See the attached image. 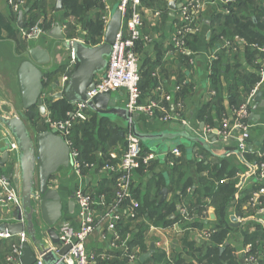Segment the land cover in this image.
Returning <instances> with one entry per match:
<instances>
[{"label":"built area","instance_id":"obj_1","mask_svg":"<svg viewBox=\"0 0 264 264\" xmlns=\"http://www.w3.org/2000/svg\"><path fill=\"white\" fill-rule=\"evenodd\" d=\"M223 2L229 3L230 1L225 0ZM9 4L12 6L13 11L17 13L25 9L24 0H9ZM140 7L141 0H120L119 10L123 17V26L117 34L116 41L112 45L107 67L103 73L98 75L99 77L96 80L95 88L89 91V100L99 94H113L119 91H126L125 107L129 109L132 117L135 114H142L156 119L160 123L172 122L174 117H176L181 118V122H179L187 126L186 121L182 118V113L185 108L184 103L182 101H173L172 95L167 94L163 88L162 79H158V86L156 87L157 92L160 94V100L151 96L143 101L142 91L140 89L141 71L138 48L144 38V35H142L144 21L139 11ZM108 8L109 6L106 5V10ZM205 8L206 4L204 0H183L178 8L179 19L173 44L175 48L182 49L185 52L190 51L186 50L188 37L198 33V22ZM102 18L106 27L111 19L109 12L105 13ZM65 29L66 27L64 26L62 31ZM22 33L29 40L39 39L46 34L42 26V21L30 33H26L23 30ZM236 45H238V49H235ZM232 47L236 52L244 50L246 42L236 37L234 41H225L222 44V48L224 49H230ZM259 50L264 53V48H259ZM71 55V61L66 73L71 72L77 63L75 55L73 53ZM215 59H217L216 53L213 55L212 61H215ZM260 66V75L264 81L263 60H261ZM153 76L157 78V74ZM69 78L70 76L68 74H64L60 81L66 84ZM176 88L178 89V93L182 91L181 85ZM258 90L259 87L254 89L247 100L254 98ZM209 94L210 97L215 96L214 91H210ZM171 103L173 105L170 106ZM173 107L176 116L172 113ZM89 112L90 109L87 107V103H77L74 106V111L69 114L66 121L52 122L49 120L51 130L56 129L57 133L64 138L66 144L71 149V169L75 174L77 184L71 197L73 201H76L74 214L70 215L66 209V213L62 216L63 219L54 228L56 234L59 235L60 243H57V245L52 244L50 236L46 232L47 228L44 230V236H46L50 243L51 250L60 257L64 264H99L100 262L111 259L112 255L116 253H122V256L128 259L129 264H135L140 261V257L142 256L139 251L140 247L136 245L130 250L129 243L133 238V234L129 233L125 238L120 234L124 217L131 218L135 222L138 220L136 213L141 204L135 196L134 172L139 166H149L155 160L160 159V157H162L161 160L164 159L167 162L169 167L181 165L182 150H180V147L171 146L161 154L150 152L143 158V143L134 136L132 126H128L126 127V133L124 135L126 148L122 153H118L116 150L111 151L110 160H103L102 166H99L97 161L91 163L82 162L80 160V152L73 147L70 137L75 122H87L90 120ZM250 116V106L248 101H245L239 107H235L231 115L223 117L221 128L214 131L212 128L207 127L206 135L202 137L213 148V152L217 146L222 148L233 146L231 149H234V151H231V153L237 151L240 155L239 157L245 161L246 158L244 155L248 152L250 142L252 141V126L248 122ZM208 134H215V140L211 141L207 139ZM9 137L11 142L9 153L11 157L8 164L14 166L13 164L17 162L18 147L11 135ZM261 144L260 142L257 152L258 156L263 158L264 154L260 152ZM1 157L2 151H0V161ZM102 158L103 154L100 153L99 159ZM112 160H115V162ZM248 166L249 172L245 175V179L250 177L256 178L257 183L260 185L258 189L254 190L250 199V202L255 205L259 203L260 198H264V162L248 163ZM3 169L5 167L2 168L0 166V225L3 223L10 224L17 222L16 217L12 218L13 214L16 216L22 213L21 196L14 189L11 177L5 175ZM56 174V177L50 180V186L55 190L58 189V184H56L58 182V175ZM102 175L114 181L115 192L110 198L99 189L100 182L98 176ZM239 176L244 177L243 174ZM245 181H243L242 185L240 184V187L244 185ZM227 183V178L220 181V184ZM193 193V188L187 189L190 200L194 197ZM238 193L239 190L236 192L235 199ZM190 200H182L179 203L180 205L177 208L179 219L171 226L161 228L154 224L149 225L148 234L157 233L161 235L162 239L156 242L155 245L157 250L167 254L168 264H175L172 255L179 251V242L184 238L185 234H189L188 240L192 242L190 235L198 231L196 230L198 228L196 226L197 216L195 214L198 211L197 208L190 207ZM210 207H212L210 198L204 200L200 206L203 209L202 213L205 215H207ZM261 214H264V209L258 211V215ZM75 218L76 222H74ZM255 220L257 221L259 219ZM21 221H24V219ZM242 222V219L237 216V223L240 225ZM218 232L216 230H202L201 241L203 245H209L212 242L213 236ZM11 238H16L17 242L12 245L11 251L7 256L8 264H23L21 261L22 246L24 243H30V237L25 229L16 236H11L7 232L0 233V241ZM95 238V242L98 245L97 249L88 251L89 246ZM102 243L106 244L105 248H102ZM228 245L229 242L225 246H221V248L224 250ZM68 246L69 249L66 254L61 255L60 251ZM242 248L243 257L240 260L238 259L239 264L264 263V256L261 250H258V248L255 249L252 244L245 243L242 244ZM234 256L236 257L235 253ZM37 264H44L41 256H37Z\"/></svg>","mask_w":264,"mask_h":264},{"label":"trees","instance_id":"obj_2","mask_svg":"<svg viewBox=\"0 0 264 264\" xmlns=\"http://www.w3.org/2000/svg\"><path fill=\"white\" fill-rule=\"evenodd\" d=\"M15 1V0H13ZM63 2L64 11H62V18L68 20L70 17L76 19L77 23H81L86 30V35L83 37L85 44L88 46H97L103 43L104 33L106 30L103 16L106 13V4L104 0H61ZM161 0H141V3H146L148 6H155L159 4ZM229 3L224 5L225 13H219L214 16L211 29V38L209 39L208 46L210 48L220 47L226 41L232 42L236 37L243 39L246 42L244 48V56L246 63L255 68V71H247L242 68L237 58V52L234 48L224 49V54H217V59L211 62V91L215 92L214 97H210V101L206 103L200 110L198 117L207 123L210 122L211 109L217 112L219 118L223 117L226 112L223 105V87H221V78L224 79L228 86L229 104L232 107H239L243 100L248 99L254 89L262 87L264 82L260 76L261 60L264 61V53L259 48H264V3L262 0H228ZM7 6V14L9 19L17 24L19 13L14 12L12 6L9 4V0H5ZM25 10L29 11L24 14L25 25L22 29L26 33H30L34 27L42 21V26L45 33L50 32L54 26L58 23L54 17V12L57 9V0H24ZM62 24L63 21L61 22ZM69 31L72 26L68 25ZM75 28V27H74ZM68 39L76 38L75 34L70 33L66 35ZM48 37H45L47 39ZM197 38L198 36L190 35L188 37V47L193 53L197 52ZM140 45V44H139ZM27 48V46H24ZM258 49H257V48ZM78 64L72 68L71 72L66 73L68 68V62L55 66L53 71L47 72L44 77L43 84L44 89L51 90L53 83L64 74H68L71 77L72 72L76 69ZM154 66L150 68L146 67L141 69V83L140 89L143 86H155L157 80L153 77ZM152 83V85H151ZM258 90V91H259ZM188 91H181L177 100H184ZM175 101V102H176ZM51 121L63 120L67 117L69 112L74 111V106L71 105L65 98L58 100H50L46 104ZM26 118V124L32 133L44 132L51 130L45 122L37 107L31 108L28 111L23 112ZM90 120L87 122H75L71 134V142L73 147L78 148L80 152V160L82 162H95L97 161L99 166H102V161L110 160V152L117 149L115 146L118 143H125L126 126L117 124V118L111 115L101 116L94 113L92 110L89 112ZM209 117V118H208ZM47 118V117H46ZM4 128L0 124V129ZM1 131V130H0ZM123 133V136H121ZM261 139L260 152L264 154V134ZM203 149V148H202ZM182 150L181 165L175 167H169L168 164L162 167L157 174L147 181L145 194L139 196L140 189L135 190L136 197L140 201V208L136 215L138 220L135 222L131 218L124 217L122 220L121 232L125 238L129 233L133 234V238L129 243V249H133L134 246L139 245L140 251L148 253V247L145 244L147 238V232L149 225L154 224L157 227L165 228L174 224L178 219L177 207L183 200L182 196L187 194L188 188H194L193 198L190 200V207L197 208L198 213L203 214V209L200 208L201 204L207 198L211 199V206L215 209L218 217L220 218L219 232L216 233L212 239V242L206 248H199L193 242H189V234H185L184 238L179 242L186 253L177 251L173 253L172 259L175 264H239L238 259L234 256L235 249L230 247L221 248L228 242V235L234 231L228 221L226 211L235 203V193L238 189L239 176L236 175V170L227 172L228 165L224 162L221 155H217L215 159H218L216 165L213 166L205 161H200L198 164V172L196 178H191L187 174L186 168L190 162L186 159L184 147ZM204 150V149H203ZM233 150V149H232ZM192 152V150H190ZM189 151V152H190ZM205 151V150H204ZM100 153L103 154V158L99 159ZM150 153V149L147 145L143 144L144 158ZM211 153H205L208 156ZM212 155V154H211ZM214 156V154L212 155ZM245 158L250 163H263L264 157L260 158L258 152L246 154ZM216 159V160H217ZM115 162V160H112ZM154 168V165L150 164L149 167ZM157 167V166H155ZM151 168V169H152ZM14 166H12V171ZM202 173H205L203 175ZM59 174V172H58ZM56 174V175H58ZM56 177V176H54ZM230 178L227 184H220L222 178ZM53 178V177H52ZM103 186L100 189L101 192L107 196L114 194V181L106 180L103 182ZM107 184V185H106ZM258 184V183H257ZM258 186L254 185L253 191L258 189ZM175 192V198L171 201L166 200L164 203H160L159 193L164 190ZM252 192H248L246 200L251 196ZM248 236V235H247ZM245 236V239L246 237ZM262 236V237H258ZM264 240V231L262 233L257 232L256 235L247 237L245 244L250 241ZM17 242L16 238L3 239L0 241V264H8L7 256L11 251L12 245ZM220 245V246H219ZM254 248L257 246L253 242ZM256 249V248H255ZM154 255L148 259V261L141 263L138 261L135 264H168L167 254L163 251L155 250ZM99 264H129L127 258L122 256V253H116L112 255V258L100 262ZM131 264V263H130Z\"/></svg>","mask_w":264,"mask_h":264},{"label":"crops","instance_id":"obj_3","mask_svg":"<svg viewBox=\"0 0 264 264\" xmlns=\"http://www.w3.org/2000/svg\"><path fill=\"white\" fill-rule=\"evenodd\" d=\"M107 1V0H106ZM110 1V5L113 6L110 11H108L111 14V11L113 10L114 6L119 4L120 0H108ZM58 2V0H57ZM183 2V0H161L159 4L151 7L148 6L146 3H142L139 11L141 13V17H143V27H142V35H144V38L140 42L138 53H139V60H140V66L141 69L143 68H150L151 66H154V74H157V78H154L157 80L155 83V86H143L142 88V97L143 101L146 100L148 97H156L157 100H160V94L157 92L156 87L158 86V79H162L163 88L167 92V94L172 95L173 101L175 102L178 98V95L181 94L178 93L177 86L181 85L182 92H186L185 99L177 100L176 102L182 101L184 103V111L182 113V118L186 121L187 126H184L181 124L180 119L176 118V112H172L174 114V119L172 122L169 123H160L158 120L149 118L142 114H135L133 117L136 120V125H138V128L143 132L147 133H161V132H167L168 134L171 132H181V131H187L189 135L192 138L198 139L201 136L206 135L207 127H211L214 131L221 128V121L224 116L231 115L232 111L235 107H232L231 104H229V96H228V86L224 79V76L221 78V87H223V105L225 107V114L223 117L219 118L217 116V112L214 110V108L211 109V118L210 122L207 123V120L203 121L201 120L198 115L201 110V108L210 101V94L209 92L212 90L211 88V74L212 69L210 68V63L213 59V55L215 53L217 54H224V48L220 47H214L210 48L208 46L209 39L211 38V29L213 24V18L215 15L219 13H225L224 11V5L226 2H223L222 0H204L206 4L205 10L202 12V16L199 19L198 22V33L196 34L198 36L197 38V48L195 53L192 51H189V47L187 46V51H182V49L175 48L174 44V38L176 36V27L178 24V8L179 5ZM173 6V7H172ZM174 6L176 9H174ZM62 11H55L54 17L57 19L58 23L61 24L62 28L64 26L69 25L70 21L64 20L62 18ZM160 12L158 16H155L156 13ZM70 19H73V17H70ZM63 21L64 24L61 22ZM72 26V29L70 32H67V35L70 33L75 34L77 36V39L80 37H84L86 35V30L83 28V25L80 23L70 24ZM75 27V28H74ZM69 31V30H68ZM64 33V31H63ZM194 35V36H196ZM79 36V37H78ZM66 37V36H65ZM68 39V37H66ZM69 40V39H68ZM84 40V39H83ZM56 41L53 38L48 37L45 38H39L35 39L34 41L29 40L23 36L22 29H20L17 24H14L8 17L7 14V6L5 0H0V97L4 99L5 101L12 104L16 110H20L22 107V100H21V92L19 89V79H18V67L20 64L27 59V53L30 49L34 48L35 46H41L45 49H50L52 45ZM188 44V41H187ZM27 46L25 48L24 46ZM62 48V47H61ZM60 52V49L57 50ZM59 55L62 56V59L57 55L54 67L64 64L67 61H69V52L67 50L61 49ZM57 54V53H56ZM237 58L239 60V63L241 64L242 68H245L247 71H255V68L249 64L246 63L245 56H244V50H239L237 52ZM53 67V69H54ZM63 77V76H62ZM61 77V78H62ZM99 76L96 77V80ZM60 78V79H61ZM152 85V83H151ZM47 91V90H46ZM53 90L47 91L48 97L53 94ZM261 92H263L262 102H260L261 106L258 107L256 111H254V107L257 105L255 101V97L251 100H243L242 103L245 101H248V104L250 106V118L249 121L251 124V142L248 149V154H251L253 152H257V149L259 147V143L261 142L262 135L264 134V82L262 83V87H260ZM55 92V91H54ZM126 91H119L112 94L111 102L113 100V106L117 107H124L126 102ZM46 98V97H45ZM45 100V99H44ZM21 103V104H20ZM173 105V103L170 104V106ZM242 105V104H241ZM95 113V112H94ZM132 117V118H133ZM117 124L124 126L123 120L117 118ZM121 121V122H120ZM180 121V122H179ZM1 124V123H0ZM189 125V126H188ZM0 147L3 146L4 140L9 139L10 134L8 130L5 128L0 129ZM212 134H208L207 136H210ZM215 137V136H214ZM167 146L166 148L169 149L171 146L176 147H184L186 159L189 160L190 164L186 168V172L188 175L191 176V178H196L197 172H198V164L200 161L207 160L206 163H209L212 165V168L214 165L217 164L218 159L216 160L215 157L217 155L223 156L225 153L230 152L226 156H224L225 163L230 165L232 168L228 167L231 170H236V175H245L249 172V166L248 163L251 164L247 159L243 161L242 158H240L237 154L231 153L233 146H227V147H215L214 148V156L211 154L208 156L205 155L206 151L200 144L198 145L194 141L187 140L185 138H174L173 141H167V140H156L154 142V145H150L149 149L150 152H154L156 154H161L164 150V146ZM205 150H203V149ZM252 148V150H250ZM118 151L117 149H115ZM163 150V151H162ZM192 150V152L190 151ZM190 151V152H189ZM210 153V152H209ZM246 153V154H247ZM245 154V155H246ZM244 155V157H245ZM155 160V162L152 163L154 165V168L148 165L142 166L143 168L140 171L135 172L134 174V185L137 188L140 189L139 196L143 199V195L145 194V189L147 185V181L153 176V174H157L159 170L162 168L160 166H166L167 162L163 159ZM247 162V163H246ZM7 166V165H6ZM4 166V167H6ZM157 166V167H155ZM2 167V168H4ZM152 168V169H151ZM63 171V172H61ZM3 173L7 176H10L13 180L14 176V170L11 172V174H6L4 171ZM205 175V173H202ZM244 177L239 176V182L242 185ZM226 178V177H225ZM98 180L100 182V188L103 186V182L106 180H109L106 178L105 175L98 176ZM58 182H56L57 190L61 193L64 203H65V209L64 213H66V209L69 211V205L70 201L72 200V193L74 191V188L77 184L76 177L74 172L72 171L71 167L64 171V169L59 171L58 174ZM227 182H230L229 179H227ZM107 185V184H106ZM255 186H258L256 178H247L244 185L241 187V191L243 189L244 192L241 195L243 198H246L248 192H252L250 196L253 195V188ZM239 187V186H238ZM195 192V187L193 188ZM143 194V195H142ZM111 196V194H110ZM108 195V198H110ZM168 201H171L175 198V192L172 190L169 191L167 195ZM188 194L185 196H182L183 201H189L190 198H188ZM160 197V195H158ZM162 197H160L161 199ZM161 201V200H160ZM238 199H235V203L232 206V208L228 209L226 211L227 213V219L229 220L230 227L234 230L229 233L228 235V242L229 245L227 247H230L232 249H235L236 258L240 260L243 252L242 244L244 242V235H242L241 227H237V225L233 224L232 218L234 210H236ZM181 203V202H180ZM180 205V204H179ZM178 208V207H177ZM244 210H247L246 207H244ZM178 211V209H177ZM11 214V213H10ZM197 216V228L196 232L192 233L190 235V240L196 245V247H200V245L203 243L201 232L202 230H216L219 231L220 227V218L218 217L217 213L215 212V209L210 207L207 211V215L200 214L198 212H195ZM73 215V214H70ZM16 217L13 214L14 218ZM253 219H264V214L256 215ZM76 222V218L74 220ZM252 232L256 233L254 229H251ZM246 233V231H244ZM259 232V231H258ZM249 233V231H248ZM161 235L157 233L148 234L145 244L150 250V244L152 242H158L160 241ZM96 238L93 240V243L89 246L88 251L97 249V243L95 242ZM106 244L102 243V248H105ZM202 248H206L205 245L202 246ZM201 248V249H202ZM156 250V248H155ZM140 251V250H139ZM179 251L183 254L186 253L185 250H183V247L180 244ZM146 253H143L140 251V255H144ZM154 255V254H153ZM238 260V262H239ZM148 261V260H147ZM146 262V261H145Z\"/></svg>","mask_w":264,"mask_h":264},{"label":"water","instance_id":"obj_4","mask_svg":"<svg viewBox=\"0 0 264 264\" xmlns=\"http://www.w3.org/2000/svg\"><path fill=\"white\" fill-rule=\"evenodd\" d=\"M119 5L120 2L111 11V19L106 26L102 44L87 46L81 40H66L61 24L57 23L46 35L56 41L49 50L41 46H35L28 51L27 59L20 64L17 71L22 110H16L12 104L0 97V123L8 130L18 147L17 162L13 164L14 176L12 183L22 200V213L16 215L17 222L3 223L0 225V233L7 232L11 236H16L24 229L26 230L30 237V243H24L22 246L21 261L23 264H37V256L42 257L44 264H64L60 257L51 250V245L46 236H44L41 224L45 221L47 226H49L46 232L50 236L52 244H59V235L56 234L54 228L63 219L65 203L61 193L50 186V180L60 170H67L71 167V149L64 138L57 133L56 129L36 134L32 133L23 115V112L34 107H37L43 117L49 115L43 99V80L48 71H53L58 44L63 45L67 51H72L77 59L78 66L72 72L64 93L55 94L53 96L54 99L65 98L73 106L77 103H87V107L90 110L101 116L111 115L114 118L122 119L125 126H132L134 136L144 145L148 146L150 141H173L174 138H185L196 142L198 145L200 144L213 155V148L208 145L205 138L202 136L198 139L192 138L187 131L171 132L169 134L167 132L143 133L136 125V122L133 121L134 119L127 107H114L111 105V93L99 94L89 100V91L95 88L96 77L103 73L107 67L112 45L123 26V17L119 10ZM174 9H176L175 6ZM56 10H63V2L61 0H58ZM28 11H21L18 15L17 26L20 29L24 28V14ZM59 83L60 81L57 80L51 88L55 89ZM262 97L263 92L258 91L255 97L257 105L254 107V111L261 106ZM214 135L208 136L207 139L214 141ZM121 136H123V133H121ZM166 147L165 145L163 150L168 148ZM10 149V139L4 140L3 146L0 147V151H2L0 166L4 167L6 166L5 164L10 162ZM235 153L240 156L237 151ZM227 154L229 152L222 157ZM243 180H246L245 177ZM168 193L169 189L167 188H164L159 193L160 197H162L161 204L166 201ZM68 205V212L74 214L76 201L71 200ZM39 217L43 219L39 223L41 227L37 224ZM22 219L24 221H21ZM232 222L237 223V219L233 217ZM155 248V242H152L148 253L140 257V262L144 263L150 259L156 252ZM68 249L69 246L63 248L60 254L65 255Z\"/></svg>","mask_w":264,"mask_h":264},{"label":"rangeland","instance_id":"obj_5","mask_svg":"<svg viewBox=\"0 0 264 264\" xmlns=\"http://www.w3.org/2000/svg\"><path fill=\"white\" fill-rule=\"evenodd\" d=\"M105 1V4L107 5V6H109V8L106 10V13L108 12V11H110V9H112V7L113 6H111L110 5V1H106V0H104ZM263 1V3H264V0H262ZM142 4V3H141ZM142 6V5H141ZM57 11V10H56ZM110 14V13H109ZM160 14V12H158V13H156L155 14V16H158ZM69 21H70V24H75L76 23V21L75 20H72V19H70L69 18ZM78 22V21H77ZM66 27V29L64 30V36H66L67 35V32H68V30H69V28H68V25L67 26H65ZM45 31V30H44ZM46 32V31H45ZM47 35V33L44 35V36H42L41 38H45V37H47L46 36ZM79 37V36H78ZM35 40V39H34ZM34 40H32V41H34ZM66 40H68V39H66ZM77 40H81L82 42H84V40H83V38L82 37H80V38H77ZM62 47V48H61ZM239 47H238V45H236L235 46V49H238ZM60 49V52H62L61 51V49H63V50H66L65 48H64V46L62 45H60V44H58L57 45V48H56V52H55V54L56 55H58L61 59H62V56H60L59 55V53L60 52H58L57 50H59ZM69 52V55H70V57H69V61H67L68 62V66H69V64H70V61H71V54H72V51H68ZM63 53V52H62ZM76 65H77V63H76ZM261 76V75H260ZM60 81V80H59ZM66 86H67V83L66 84H64L62 81H60V83H59V85L55 88V89H52L51 88V90H53L52 91V93L53 94H51L49 97H48V95L46 96V94H48L47 93V91H51V90H47L46 91V89H44L43 90V92H44V96H43V99H45L44 100V103L45 104H48L49 103V101L52 99H54V95L55 94H57V93H64V90L66 89ZM55 91V92H54ZM142 91V90H141ZM46 97V98H45ZM54 100H57V99H54ZM113 100H112V102H111V105L113 106ZM21 104V103H20ZM20 110H22V107H21V109ZM49 113V112H48ZM71 112H69L68 114H67V117L65 118V119H63V120H55V121H59V122H64V121H66L67 119H68V116H69V114H70ZM133 119H134V117H133ZM45 122H46V124L48 125V127L50 126V123H49V120H51L48 116H47V118L45 117ZM116 121H118V120H116ZM133 121H135L136 122V120L134 119ZM53 122V121H52ZM121 122V121H120ZM126 127H128V126H126ZM51 128V127H50ZM211 128V127H210ZM154 142L155 141H150L149 142V144H148V147L152 144V145H154ZM116 148H117V152L118 153H122L124 150H125V148H126V143H123V142H121V143H118V145H116L115 146ZM75 148V147H74ZM75 149H77L78 150V148H75ZM7 166L5 167V169H3V171L6 173V174H11V172H12V166L11 165H9L8 163L6 164ZM228 167H230V168H232L229 164H228ZM143 167L142 166H139L136 170H135V172H137V171H140L141 169H142ZM65 171V170H64ZM231 171V169H229V168H227V172H230ZM61 172H63V171H61ZM135 172H134V174H135ZM225 178V177H224ZM224 178H222V179H224ZM228 179H230L229 177H228ZM240 179H241V176H240ZM237 186H239L238 187V189L237 190H239V193H238V196H237V199H238V201H237V204H236V206H237V208H236V210H234V212H233V216H235V218L237 219V216H239V218L240 219H242V223L239 225L238 223H236L235 225H237V227H241L240 229L242 230L241 232H242V235H244V242H245V240L247 239V237H250V236H253V235H256V233L259 231L260 233H262L263 231H264V219H259V220H255L254 221V217L258 214V211H260V210H262V209H264V198H260V200H259V203L258 204H252L251 202H250V199H251V197L248 199V200H246L245 198H243L241 195H243L242 193L244 192V190L245 189H243L242 191H241V187H240V182H239V184L237 185ZM75 189V188H74ZM135 189H136V187H135ZM237 192V191H236ZM254 193V192H253ZM236 194V193H235ZM244 207H246L247 208V210H244ZM40 218V217H39ZM41 221H43V219L42 218H40L39 219V221H38V226H40V222ZM227 221H228V223H229V220L227 219ZM44 223L43 224H41V226H42V231L44 232V230L46 229V228H48L49 226H47V224H46V222L45 221H43ZM40 226V227H41ZM251 229H254L255 231H256V233H254V232H252L251 231ZM244 231H246V233L244 232ZM248 231H249V233H248ZM248 235V236H247ZM245 236H247L246 237V239H245ZM258 237H262V236H258ZM259 238H256V240L255 241H250V242H248L247 244H252L253 245V242L257 245L255 248H258V250H261V253H262V255L264 256V240L263 241H261V240H258ZM213 240V243H215L214 242V239H212ZM211 240V241H212ZM246 243V242H245ZM202 246H203V243L200 245V247L199 248H202ZM205 246H208V244H205ZM220 246V245H219ZM253 247H254V245H253ZM264 264V263H263Z\"/></svg>","mask_w":264,"mask_h":264},{"label":"flooded vegetation","instance_id":"obj_6","mask_svg":"<svg viewBox=\"0 0 264 264\" xmlns=\"http://www.w3.org/2000/svg\"><path fill=\"white\" fill-rule=\"evenodd\" d=\"M26 10H28V9H26ZM25 9H24V11H26Z\"/></svg>","mask_w":264,"mask_h":264}]
</instances>
